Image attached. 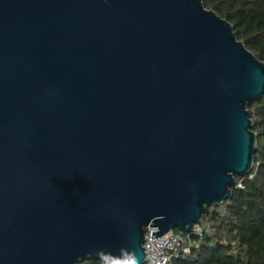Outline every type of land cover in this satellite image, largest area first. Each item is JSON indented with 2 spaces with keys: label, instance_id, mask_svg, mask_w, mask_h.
Segmentation results:
<instances>
[{
  "label": "water",
  "instance_id": "obj_1",
  "mask_svg": "<svg viewBox=\"0 0 264 264\" xmlns=\"http://www.w3.org/2000/svg\"><path fill=\"white\" fill-rule=\"evenodd\" d=\"M262 98L202 0H0V264H145L250 173Z\"/></svg>",
  "mask_w": 264,
  "mask_h": 264
},
{
  "label": "trees",
  "instance_id": "obj_2",
  "mask_svg": "<svg viewBox=\"0 0 264 264\" xmlns=\"http://www.w3.org/2000/svg\"><path fill=\"white\" fill-rule=\"evenodd\" d=\"M202 4L230 23L237 40L264 63V0H202ZM248 111L256 136L250 173L235 176L228 199L204 210L199 223L203 233L189 234V252H176L170 264H264V98L253 101ZM80 264L107 263L87 259Z\"/></svg>",
  "mask_w": 264,
  "mask_h": 264
},
{
  "label": "built area",
  "instance_id": "obj_3",
  "mask_svg": "<svg viewBox=\"0 0 264 264\" xmlns=\"http://www.w3.org/2000/svg\"><path fill=\"white\" fill-rule=\"evenodd\" d=\"M188 229L190 230L188 235H182L173 230L157 239L151 237V233L156 229L146 228L142 244L145 264H170L171 259L176 256V252L188 253L191 247L189 234L200 236L203 233L199 224L192 225Z\"/></svg>",
  "mask_w": 264,
  "mask_h": 264
}]
</instances>
